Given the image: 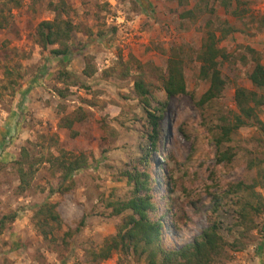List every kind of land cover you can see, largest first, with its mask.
Here are the masks:
<instances>
[{
	"label": "rangeland",
	"instance_id": "rangeland-1",
	"mask_svg": "<svg viewBox=\"0 0 264 264\" xmlns=\"http://www.w3.org/2000/svg\"><path fill=\"white\" fill-rule=\"evenodd\" d=\"M55 2L23 0L0 29V264H143L131 254L97 263L85 258L86 249H96L126 214L111 215L108 205L128 197L123 173L138 167L149 150L144 113L132 88L136 78L151 93L150 107L164 103L156 148L146 157L154 215L163 214V243L178 247L216 221L227 242L239 241L214 264H264V187L253 189L262 211L250 210L242 228L236 225L237 195L227 192L232 183L250 184L256 163L264 166V108L257 114L260 126H239L219 145L214 142L219 127L236 113L234 88L252 89L247 74L253 63L245 47L264 65V0L239 4L240 18L217 0H63V14L49 6ZM187 9L193 16L185 15ZM55 16L73 25L70 52L60 57L48 52L56 44L42 49L34 41L36 24ZM206 20L215 28L226 22L233 31L218 43L230 55L219 64L223 89L199 105L207 82L198 77L195 56ZM175 49L183 52L185 87L166 97L160 81ZM241 55L247 56L244 62ZM4 65L14 68L7 77L16 81L13 93ZM78 115L69 129L58 126L61 117ZM58 148L81 151L88 166L69 175L64 183L72 182L70 190L49 194L58 174L46 160ZM221 151L230 154L229 161L216 160ZM22 154V168L35 169L23 191L14 165ZM44 200L57 203L61 219L52 243L32 225L33 206Z\"/></svg>",
	"mask_w": 264,
	"mask_h": 264
},
{
	"label": "trees",
	"instance_id": "trees-1",
	"mask_svg": "<svg viewBox=\"0 0 264 264\" xmlns=\"http://www.w3.org/2000/svg\"><path fill=\"white\" fill-rule=\"evenodd\" d=\"M23 0H0V29L5 28L11 19V10L19 7ZM181 2L182 0H177ZM220 6L225 10H229V14L235 18L242 16L239 4H243L246 0H234L235 5L232 6L230 0H217ZM53 11L58 10L63 14L65 4L63 0H57V3H50ZM193 9H187L185 15H192ZM243 12V11H242ZM263 25V21L261 23ZM204 33L201 39L199 49L195 59L198 63L197 73L200 79L207 82V88L200 95L197 103L202 105L216 97H218L223 89L224 80L220 74L219 64L221 61L229 59V53L218 46L227 34L233 31V28L226 22H223L215 28L210 20H206L203 24ZM215 28V29H214ZM73 25L67 18L53 17L50 20H41L36 24L34 30V41L42 49L47 46L56 44L57 46L48 50L51 56L60 57L70 52L68 40L71 36ZM218 30V34H216ZM246 55L253 63L247 74V79L252 89L236 86L233 91V103L236 113L232 117V121L219 127V132L214 137V142L219 145L222 138L228 137V133L242 125H261L258 119V112L264 108V65L260 63L259 56L249 47H245ZM245 55V56H246ZM183 52L172 50L166 60V69L161 77V89L166 97L174 96L184 92L183 78ZM241 55V60L246 59ZM15 68L17 64L15 63ZM14 69V68H13ZM8 65L3 66V74L6 77L7 85L10 87L11 93L15 90V79L7 78L14 71ZM82 74H85L84 69ZM16 77H20L17 75ZM135 97L141 105L146 122L145 137L148 142V149H144L143 156L140 159L139 166H134L130 171H125L124 177L129 185L128 197L123 200H117L109 203L111 215H120L122 212L126 214L120 219L116 225L115 232L105 238L96 248L86 249L85 258L87 261L97 263L111 257L112 254L124 256L126 254L133 255L137 261L143 264H214L225 254V248H234L233 244L238 243V239L227 242L219 231L216 221L210 223L193 236V238L178 247L166 246L163 243L162 215L157 217L154 215L157 211L155 201L150 193L151 186L154 181L148 171V162L146 157L148 151H154L158 141L160 132L159 121L164 108V103H157L158 106L150 107L151 93L147 85L140 78L133 80L132 84ZM59 92V91H58ZM58 94V93H57ZM60 94V93H59ZM62 96V95H59ZM81 116H73L71 118L59 119L58 126L69 129L73 121ZM52 143V139H49ZM26 155L22 154L15 159V172L17 174L18 185L23 191L28 185L26 176L33 170L23 169V163ZM216 160L229 161L230 154L227 151L217 153ZM48 166L53 168L58 174V181L48 190L49 194L65 193L71 189L72 182L64 183L69 180V175L76 170L84 169L88 166L86 156L78 150L57 149V154H50L46 160ZM260 162L256 163L255 176L250 184H244L240 181L232 183L227 189L228 193L236 196V225L244 226L248 214L253 211L258 214L263 209V203L260 195L253 189L264 187V166H260ZM241 197H244L241 200ZM57 203L42 201L33 206L32 225L38 231L42 239L48 242H55L56 237L53 235L55 230L61 229V219L56 210ZM165 210V209H164ZM14 215H10L12 219ZM3 218V217H2ZM4 219V218H3ZM82 220V219H81ZM81 220L78 225H80ZM231 234V229H226ZM68 236V230L62 232L59 236L61 242H65ZM241 244V243H240Z\"/></svg>",
	"mask_w": 264,
	"mask_h": 264
},
{
	"label": "crops",
	"instance_id": "crops-1",
	"mask_svg": "<svg viewBox=\"0 0 264 264\" xmlns=\"http://www.w3.org/2000/svg\"><path fill=\"white\" fill-rule=\"evenodd\" d=\"M18 232V231H16ZM18 236V235H17ZM21 236V235H20ZM11 258V257H10ZM11 264H20L19 260H13ZM22 264V263H21Z\"/></svg>",
	"mask_w": 264,
	"mask_h": 264
}]
</instances>
